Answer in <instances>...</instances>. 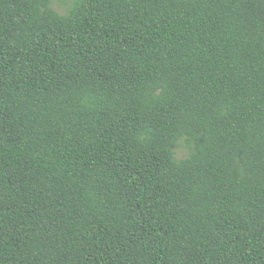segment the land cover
<instances>
[{
  "label": "trees",
  "instance_id": "16d2710c",
  "mask_svg": "<svg viewBox=\"0 0 264 264\" xmlns=\"http://www.w3.org/2000/svg\"><path fill=\"white\" fill-rule=\"evenodd\" d=\"M52 2L0 0V264H264V0Z\"/></svg>",
  "mask_w": 264,
  "mask_h": 264
},
{
  "label": "rangeland",
  "instance_id": "374dc122",
  "mask_svg": "<svg viewBox=\"0 0 264 264\" xmlns=\"http://www.w3.org/2000/svg\"><path fill=\"white\" fill-rule=\"evenodd\" d=\"M70 0H53L52 8L56 10L58 13L63 14L69 7ZM185 154V150L180 148L177 151V157L180 158Z\"/></svg>",
  "mask_w": 264,
  "mask_h": 264
}]
</instances>
